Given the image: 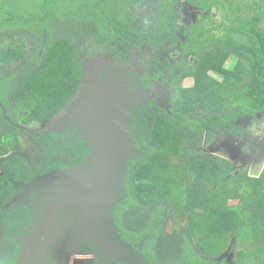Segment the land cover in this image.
Here are the masks:
<instances>
[{
    "label": "trees",
    "instance_id": "obj_1",
    "mask_svg": "<svg viewBox=\"0 0 264 264\" xmlns=\"http://www.w3.org/2000/svg\"><path fill=\"white\" fill-rule=\"evenodd\" d=\"M2 1L0 200L55 169L79 166L91 153V143L76 131L35 136L27 127L49 124L74 100L84 55L108 54L127 64L141 50L143 85L163 81L172 94L169 103L152 99L131 112L138 154L128 162L125 195L115 205L120 238L152 264H231L202 253L222 251L230 238L244 240L249 229L253 245L238 261L264 264V171L258 180L247 164L231 176L233 161L202 149L226 136L244 138L254 132L244 122L264 117L261 10L250 13L251 2L185 0L204 11L219 6L228 12L212 26L206 14L183 24L182 0ZM12 27L27 32H9ZM8 210L0 205V214ZM27 210L8 212L15 229L28 226ZM2 262L9 264V257Z\"/></svg>",
    "mask_w": 264,
    "mask_h": 264
},
{
    "label": "rangeland",
    "instance_id": "obj_2",
    "mask_svg": "<svg viewBox=\"0 0 264 264\" xmlns=\"http://www.w3.org/2000/svg\"><path fill=\"white\" fill-rule=\"evenodd\" d=\"M252 1L253 0H235V2L243 4L244 6H248L250 4L249 2ZM260 1L263 3V0ZM181 3V20L183 24L194 22L196 19H200L206 14V16L211 17L209 18V20H212L210 25L213 26L215 23L222 21L221 14L223 15V12H225L224 9L223 12H221L219 6H215L214 10L204 11L203 9H199L196 4H191L188 1L182 0ZM206 24L209 26L208 23ZM8 31L27 32L25 29L20 27H12L11 29L8 28ZM28 32L31 31L29 30ZM136 51L137 53L135 58L127 64L120 63L117 59H113L108 54L98 52L92 56L85 54L86 70L81 81V86L74 100L71 101L68 106L62 110V112L53 116L49 124L44 125L40 123H33L27 126L33 135L42 136L52 131H61L62 133L63 128L68 127V122L70 120L69 114L73 116L76 110L86 100L87 94L88 99H93L97 95H108V87H110L109 89H117L119 85H124L125 88L133 93V103L130 105V108L122 105L120 96L118 99L117 96L112 95V92L110 94V97L113 96V104L116 105L114 111L118 113L121 112V114L125 117V120H128V117L130 118V126L123 133V142H120L117 147H114L115 151L110 157L113 166H109L110 168H108L111 175L109 182L105 183L109 184L113 189V191L111 190L112 193L109 197V204H107V206L105 205L106 217L111 224H113L115 205L121 200L122 196L125 195V178L128 172V162L138 154L132 132L131 112L133 109L139 108L140 105L148 104V102L152 99H157L160 104L169 103L172 94L170 86L163 81H157L151 87L143 85L141 77L143 76L145 70V64L141 61V50ZM27 52L30 53V45L27 46ZM93 85L98 88V90L97 92L93 91L90 94L91 89L94 88ZM100 85L103 86V90ZM191 85L193 86V81L189 83V87ZM117 95H119V92ZM124 122L127 126L128 124H126V121ZM251 122L250 119H247L244 124L252 131H255L257 130L255 125H264V117L257 118ZM244 141L245 139L243 138L226 136L222 141L220 139L216 140L214 142L216 145L212 144L207 148L204 142L202 144V149L233 161L236 166H234L231 176H235L237 174L241 165L245 166L249 164L250 176H255L258 180H262L261 174L264 171V153L260 156H256L252 152L250 153L249 146L247 145L245 147L243 145ZM25 142L26 146L30 144L27 139H25ZM185 146H189V143L185 142ZM260 151H264V149ZM8 152L9 151L6 149L2 154H6ZM177 166L178 165L174 166L173 173H175L174 171L177 169ZM252 169L253 171L259 170L260 173L253 175L251 172ZM82 177L78 178L76 181L83 180ZM43 178L46 181L48 180L45 177ZM40 180L42 179H39V181ZM75 183L76 182H73L71 186H74ZM251 183L255 184L254 178H252ZM23 185L24 188H26V193L29 192V188H31L34 189L35 193L38 195L36 200V209H34L33 206H30V202L27 200L25 201L24 198L26 197H24V195L26 193L24 192H20L18 200L16 198L13 200V196L8 197L5 201L0 200L2 210L9 208L15 212L17 210H23L25 207L28 209L27 211L30 213L32 212L34 216L31 225L22 231L24 234L20 236L18 228L14 230L15 235L20 236V243L25 245V250L19 257L21 260L20 264H140L125 252L103 242L102 240H98V246L93 243L95 241L97 243V240L94 239H96L98 235L92 225L89 213L87 214V212L84 211V208L81 207V204H79L78 194H81V192L65 190L62 186H60V189H52L50 191V188L47 185L45 187H38L37 183L33 185ZM46 187L47 190L44 189ZM82 195H84V193ZM82 195H80V199H82ZM229 204L232 205L236 203L229 202ZM64 207H67L68 210L65 211ZM22 215L19 218L21 221L26 218ZM177 215L178 214H176V216ZM8 217L9 216L0 214L1 237L6 234L3 228L6 227L5 220ZM173 227L174 224L172 222L170 223V229ZM244 231L247 232L244 240L238 239L237 241H233L230 238L228 239V243L226 241V247L222 251L218 252L212 247H209L207 249L209 250L208 252L202 253L203 256L212 258L215 261L223 260L222 258L225 257L231 264H241L240 257L242 256L244 248L252 247L253 245V235L250 230L245 229ZM234 243L237 244V249L235 254H232L230 249H233ZM92 244H94V246ZM238 259H240V261H238Z\"/></svg>",
    "mask_w": 264,
    "mask_h": 264
},
{
    "label": "water",
    "instance_id": "obj_3",
    "mask_svg": "<svg viewBox=\"0 0 264 264\" xmlns=\"http://www.w3.org/2000/svg\"><path fill=\"white\" fill-rule=\"evenodd\" d=\"M100 86L103 90V86ZM93 87L90 94L98 90L94 85ZM109 88L110 87L107 89L108 95H97L93 99H88L87 94L84 103L76 110L72 119L68 122V124L71 123L82 127V129L75 132V135H81L82 138L91 143V153L88 155L89 157L87 156L85 161L75 168L55 169L44 177L46 179L51 178L48 183L50 191L52 189H60V186H62L65 190L81 192V194H78V201L81 207L84 208V211L90 215L92 225L98 235V237H96L97 240H102L118 248L140 264H152L146 256L137 252L120 238L114 219L113 224H111L106 217L105 205L107 206V204H109V197L112 193L111 190L113 191L109 184H105L109 182L111 175L108 168H110L109 166H113L110 157L115 151L114 147H117L120 142H123V133L130 126L129 117L128 120H125L121 112L118 113L114 111L116 105L113 104V96L110 97V94L112 92V95L117 96L118 99L120 96L122 105L128 106L129 108L133 103V93L127 88ZM118 92L119 95H117ZM4 115L7 116L6 108H4ZM124 121L128 124L127 126L124 124ZM57 132L61 133V131ZM50 133L51 132L46 135ZM81 177L83 180L76 181ZM73 182L76 183L74 186H71ZM83 193L84 195H82ZM80 195H82V199H80Z\"/></svg>",
    "mask_w": 264,
    "mask_h": 264
},
{
    "label": "flooded vegetation",
    "instance_id": "obj_4",
    "mask_svg": "<svg viewBox=\"0 0 264 264\" xmlns=\"http://www.w3.org/2000/svg\"><path fill=\"white\" fill-rule=\"evenodd\" d=\"M1 3H3V1L2 0H0V6H1ZM252 6L253 7H251V11H250V13H252V12H255V14H259L260 13V10H261V12H262V16H264V0H263V3L260 1V0H253L252 2ZM258 6H260V7H258ZM244 9H246V8H244ZM227 11H225V13H226ZM224 14V13H223ZM261 14V13H260ZM264 19V18H263ZM260 26H262L263 28H264V23H261V25ZM32 37H36V36H34V35H32ZM45 37H47L46 35H45ZM28 45H30V48L32 47V44L31 43H29ZM142 82V81H141ZM68 106V105H67ZM66 106V107H67ZM65 107V108H66ZM64 108V109H65ZM64 109H62V110H64ZM60 112H62V111H60ZM69 118H70V120L72 119V115H70L69 114ZM68 118V119H69ZM258 125V124H257ZM260 125V124H259ZM259 128V130H255L254 132H249L243 139H245V141H244V146L246 147L247 145L249 146V151H250V153L252 152L253 154H255L256 156L257 155H261V154H263L264 153V151H260V150H263L264 149V125L263 126H261V127H258ZM70 131H78L77 130V128L76 127H74V125L72 126V125H70V124H68V127H64L63 128V133H66V132H70ZM237 138V137H236ZM260 146V147H259ZM257 147H259V148H257ZM260 149V150H259ZM254 155V156H255ZM42 176H40V177H38V178H41ZM34 179V180H38L36 183H37V185H38V187H45L46 185H47V183L50 181V179L51 178H48V180L46 181L44 178H41L42 179V181L40 180L39 181V179ZM19 183H17V185H18ZM48 186V185H47ZM23 189L21 190V191H17L14 195H12L11 197L13 198V200H15V198L18 200V198H19V196H20V192L22 193V192H24V193H26V188H24V185H23V187H22ZM30 189V191L29 192H27L25 195H24V197H26V198H24L25 199V201L27 200L28 202H30L31 203V207L33 206V208L34 209H36L35 207H36V204H37V197H38V195L35 193V190L34 189H31V188H29ZM41 189H43V188H41ZM45 190H47V187L46 188H44ZM21 197H22V195H21ZM12 198H10V199H12ZM12 202V201H11ZM10 202V203H11ZM14 205H18V204H14ZM26 206H28V205H26ZM12 212L13 210H8V212ZM8 212L7 213H2L4 216H7V214H8ZM24 215V214H23ZM35 215V214H34ZM9 217H11V215H8ZM25 216V215H24ZM27 217H29L30 216V218H31V220H30V222H29V224H28V226L27 227H29L30 225H31V223H32V220H33V214H32V212L30 213H28L27 215H26ZM25 216V217H26ZM12 218V217H11ZM12 220H13V224L11 223V220L10 221H6L5 220V224H6V227H4L3 229H4V231H5V236H2V237H0V264H3V262H2V260L4 259V258H8L9 257V264H13L12 263V261L14 260H16L18 257H20L21 256V254L23 253V251L25 250V245L23 244V243H20V240H19V237L22 235V234H24V232L22 233V231H24L27 227H24V229L23 230H18V232H20L19 233V235H15V233H14V230H15V219H13L12 218ZM8 225H12L13 226V229L12 230H9L8 229ZM10 235L13 237L12 239L10 238ZM1 236V235H0ZM12 255L13 256H17L16 258L15 257H12ZM29 257V256H28ZM11 258H12V260H11ZM16 262V261H15ZM17 263H19V261L17 262Z\"/></svg>",
    "mask_w": 264,
    "mask_h": 264
},
{
    "label": "crops",
    "instance_id": "obj_5",
    "mask_svg": "<svg viewBox=\"0 0 264 264\" xmlns=\"http://www.w3.org/2000/svg\"><path fill=\"white\" fill-rule=\"evenodd\" d=\"M1 237V236H0ZM16 264H20V261H19V263H16Z\"/></svg>",
    "mask_w": 264,
    "mask_h": 264
}]
</instances>
